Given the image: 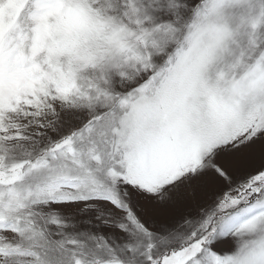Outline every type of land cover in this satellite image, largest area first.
<instances>
[{
	"label": "snow or ice",
	"instance_id": "1",
	"mask_svg": "<svg viewBox=\"0 0 264 264\" xmlns=\"http://www.w3.org/2000/svg\"><path fill=\"white\" fill-rule=\"evenodd\" d=\"M0 264H264V0H0Z\"/></svg>",
	"mask_w": 264,
	"mask_h": 264
}]
</instances>
